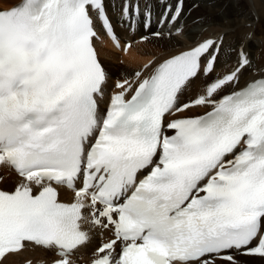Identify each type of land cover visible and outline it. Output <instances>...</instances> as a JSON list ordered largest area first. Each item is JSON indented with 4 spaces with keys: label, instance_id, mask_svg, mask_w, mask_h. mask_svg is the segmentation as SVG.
Segmentation results:
<instances>
[{
    "label": "snow or ice",
    "instance_id": "obj_1",
    "mask_svg": "<svg viewBox=\"0 0 264 264\" xmlns=\"http://www.w3.org/2000/svg\"><path fill=\"white\" fill-rule=\"evenodd\" d=\"M157 3L159 25L182 14V0ZM153 17L150 0L143 13L141 0H21L0 11V166L20 178L0 190V264L29 247L75 264L97 229L92 264L264 259V76L240 86L250 66L243 46L234 70L194 97L181 102L215 71L220 45L211 39L147 78L117 80L100 111L110 75L97 28L119 49L117 25L131 34ZM196 108L206 111L184 115Z\"/></svg>",
    "mask_w": 264,
    "mask_h": 264
},
{
    "label": "bare ground",
    "instance_id": "obj_2",
    "mask_svg": "<svg viewBox=\"0 0 264 264\" xmlns=\"http://www.w3.org/2000/svg\"><path fill=\"white\" fill-rule=\"evenodd\" d=\"M19 0H0V10L16 4ZM116 4L120 0H114ZM175 6L177 0H169ZM183 10L176 23L180 34L175 29V34L169 30L158 28L152 24L151 29L145 30L137 26V29L129 34L122 27H115L117 35L122 43L129 42L131 47L127 52H115L108 40L98 43L99 57L110 75L108 87L114 80H123L131 77L133 72L141 70V64L151 61L160 62L170 56L189 49L206 38L222 39L219 55L215 63V71L207 79L199 77L192 82L189 90L182 96V102L203 92V86L213 80L216 74L219 76L230 73L237 66L238 52L243 50L250 59V66L242 70L240 86L247 80L257 76H264V0H183ZM144 0H141V4ZM153 12L157 14L163 9L157 0H150ZM109 16L116 25L117 16L109 9ZM161 31L164 35L160 38L152 35L155 31ZM141 37H146L140 41ZM250 37V38H249ZM122 65H117V62ZM104 100V99H103ZM206 111L204 108L189 110L190 114L198 115ZM19 177L10 169L0 168V189L11 192L19 181ZM60 200L71 202V193L61 190ZM89 243L76 252L72 259L75 264H86L92 257L91 253L101 243L100 231L90 233ZM105 232L103 238L107 239ZM52 251L33 248L31 251H23L18 255L9 257L5 264H45L53 259ZM240 264H264V259L251 256L237 257Z\"/></svg>",
    "mask_w": 264,
    "mask_h": 264
},
{
    "label": "rangeland",
    "instance_id": "obj_3",
    "mask_svg": "<svg viewBox=\"0 0 264 264\" xmlns=\"http://www.w3.org/2000/svg\"><path fill=\"white\" fill-rule=\"evenodd\" d=\"M154 37H155V36H154ZM117 65H120V66H121L122 64L118 61V62H117ZM27 262H28V261H26L25 264H27Z\"/></svg>",
    "mask_w": 264,
    "mask_h": 264
}]
</instances>
